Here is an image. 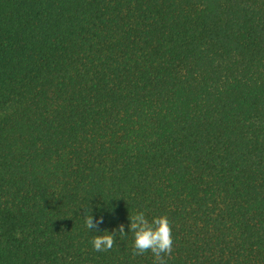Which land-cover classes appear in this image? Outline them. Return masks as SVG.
Segmentation results:
<instances>
[{
	"label": "trees",
	"instance_id": "1",
	"mask_svg": "<svg viewBox=\"0 0 264 264\" xmlns=\"http://www.w3.org/2000/svg\"><path fill=\"white\" fill-rule=\"evenodd\" d=\"M139 211L264 264V0H0V264H154Z\"/></svg>",
	"mask_w": 264,
	"mask_h": 264
},
{
	"label": "clouds",
	"instance_id": "2",
	"mask_svg": "<svg viewBox=\"0 0 264 264\" xmlns=\"http://www.w3.org/2000/svg\"><path fill=\"white\" fill-rule=\"evenodd\" d=\"M84 223L87 229L98 232L93 236L91 244L96 251H108L112 249L117 230L110 233L107 229L100 232L98 225L103 223V217L93 218L92 209L84 208ZM129 229L133 236V254L143 255L151 252L155 257L154 264H167L165 256H170L173 248L172 225L167 215L154 216L149 220L143 211L136 212L128 217ZM118 234L126 237L125 226L120 224Z\"/></svg>",
	"mask_w": 264,
	"mask_h": 264
}]
</instances>
